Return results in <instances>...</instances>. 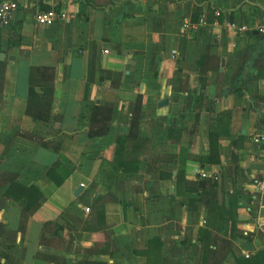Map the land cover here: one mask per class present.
Segmentation results:
<instances>
[{"label":"crops","instance_id":"crops-1","mask_svg":"<svg viewBox=\"0 0 264 264\" xmlns=\"http://www.w3.org/2000/svg\"><path fill=\"white\" fill-rule=\"evenodd\" d=\"M3 1L18 10L0 28V264H147L156 238L163 264H204L202 229L206 264L264 251V0ZM32 70L47 121L26 114ZM10 179L42 195L23 233Z\"/></svg>","mask_w":264,"mask_h":264},{"label":"trees","instance_id":"trees-1","mask_svg":"<svg viewBox=\"0 0 264 264\" xmlns=\"http://www.w3.org/2000/svg\"><path fill=\"white\" fill-rule=\"evenodd\" d=\"M199 64V63H198ZM41 71L40 69H38ZM35 73H37L35 70L31 71L30 74V80H29V97H28V102H27V107H26V114L30 116L34 121H47L49 116H50V111L51 107L49 105H45L40 103L38 99H35L36 93L34 91L35 85L33 84L35 80ZM107 129L105 130V132ZM218 136L216 137L215 135H209V157L207 161L211 164L214 165H220L219 162V152H218ZM54 172L50 171L47 173V176L52 179V181L56 185H60L64 182V180L68 176V172H65L63 177L59 180H56L54 178ZM59 175V173H58ZM217 175V174H216ZM219 176L217 175V180L216 181H207V184L209 183L211 186H214L217 188V190H220L219 187ZM10 185L8 189L6 190V195L13 200H19L20 198H25L27 200V205L21 210L20 212V219H19V231L24 232L25 224L27 218L32 217L39 209L41 206V199L42 195L38 192V190L34 187L26 188V187H20L15 184L14 179H10L9 181ZM193 192L197 190V187H205L204 183H195L193 184ZM197 198H194V203H199V200H196ZM214 200V199H213ZM193 202V201H192ZM190 202V208L191 203ZM213 208L210 209L212 211ZM48 228H54V233L59 236L60 232H63L64 228L58 225L56 222H48L45 223ZM103 237H105V242L106 244L109 243L108 237L105 235V233H99ZM198 241L202 247L203 250V263H209L210 259L215 252L212 246L215 245V240L214 237L210 234V232L206 229H202L199 232V237ZM49 242L47 241H41V247L45 250L46 248L49 247ZM161 246L162 243L159 238L154 239L152 242L149 243L147 251L141 252L138 254L146 256L147 259V264H163L164 261L162 251H161ZM104 253H108L107 249L104 251ZM223 258V257H222ZM221 258V259H222ZM216 261V259H215ZM221 261L218 260L215 263H220ZM237 263H242V264H258V263H264V251L259 252L256 256L246 259V260H240Z\"/></svg>","mask_w":264,"mask_h":264},{"label":"built area","instance_id":"built-area-1","mask_svg":"<svg viewBox=\"0 0 264 264\" xmlns=\"http://www.w3.org/2000/svg\"><path fill=\"white\" fill-rule=\"evenodd\" d=\"M18 10V3L15 1H3L0 3V28H4L9 24L10 18L13 15V13ZM58 19V15L51 9L46 11H39L35 15V21L39 25H51ZM202 22V21H200ZM182 27L184 29H188L191 27L189 20L184 19L182 22ZM240 30L246 31L245 27H241ZM260 33H264V28L258 29ZM252 143L254 145H263L264 146V113H263V126L260 132H258L256 135L252 138ZM201 179H207L210 181H216L217 175L216 173L212 174H206V173H200ZM252 185L256 187L259 190H264V176L260 178H256L252 181ZM88 212V209H86ZM249 255H245V258H248Z\"/></svg>","mask_w":264,"mask_h":264},{"label":"water","instance_id":"water-1","mask_svg":"<svg viewBox=\"0 0 264 264\" xmlns=\"http://www.w3.org/2000/svg\"><path fill=\"white\" fill-rule=\"evenodd\" d=\"M165 102H166V101H162V102L160 103V105H163V104H165ZM79 190H80V188H79Z\"/></svg>","mask_w":264,"mask_h":264}]
</instances>
